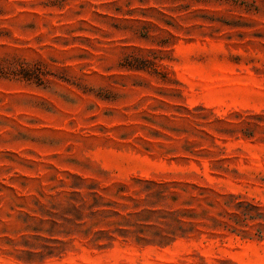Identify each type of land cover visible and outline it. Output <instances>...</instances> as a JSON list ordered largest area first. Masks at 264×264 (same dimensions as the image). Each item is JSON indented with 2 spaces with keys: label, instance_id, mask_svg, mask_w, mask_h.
<instances>
[{
  "label": "rangeland",
  "instance_id": "374dc122",
  "mask_svg": "<svg viewBox=\"0 0 264 264\" xmlns=\"http://www.w3.org/2000/svg\"><path fill=\"white\" fill-rule=\"evenodd\" d=\"M0 264H264V0H0Z\"/></svg>",
  "mask_w": 264,
  "mask_h": 264
}]
</instances>
